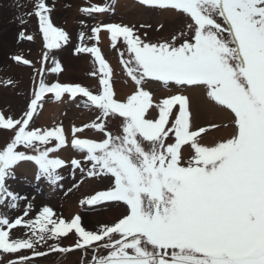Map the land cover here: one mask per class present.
I'll list each match as a JSON object with an SVG mask.
<instances>
[{"label":"snow or ice","instance_id":"obj_1","mask_svg":"<svg viewBox=\"0 0 264 264\" xmlns=\"http://www.w3.org/2000/svg\"><path fill=\"white\" fill-rule=\"evenodd\" d=\"M137 2L187 17L185 30L169 40L151 42L135 26L98 21L91 27L92 36L79 33L81 44L74 49L75 54L93 57L89 75L98 81L95 89L46 82L45 71H63L54 61L51 69L37 70L39 80L26 111L19 117L0 111V129L12 132L9 141L0 145V207L19 211L24 202L19 216L0 214V253L14 257L7 264H34L32 257L74 250L92 251L87 264H264V0ZM53 7L48 0H32L27 12L29 18H37L48 50L70 40L65 29L54 25ZM114 11L113 3L81 8L87 16ZM20 19L21 24L26 22ZM163 27L159 24L158 30ZM102 31L134 84L124 99L117 97L114 70L98 46ZM23 39L32 41L34 36L21 30L17 40ZM120 42L123 50L117 47ZM48 58L45 52L42 64ZM11 59L35 67L22 53ZM150 81L174 88L175 94L154 98L146 87ZM192 87H202L209 103L230 113L234 131L228 137L204 142V136L221 125L195 124L193 101L185 94ZM47 94L61 102L65 94L71 100L82 97L81 104L99 114L91 123L73 125L71 139L62 123L32 127ZM110 117L120 118L118 133L108 130ZM85 129L101 133L102 138L79 135ZM69 146L81 158L66 161L55 155ZM22 162H33L35 180L51 185L63 181L60 170L68 165L73 177L78 170L86 178H107L108 186L79 204L122 203L127 211L96 230L86 229L79 214L66 220L50 206L31 217L33 204L8 183L17 178L16 168ZM21 226L25 237L14 238L11 230ZM70 233L77 240L62 246L60 239ZM41 246L46 251L39 250ZM22 250L31 255H19Z\"/></svg>","mask_w":264,"mask_h":264},{"label":"rangeland","instance_id":"obj_2","mask_svg":"<svg viewBox=\"0 0 264 264\" xmlns=\"http://www.w3.org/2000/svg\"><path fill=\"white\" fill-rule=\"evenodd\" d=\"M58 1L59 0H48L51 5H54L51 12V18L55 26L61 27L69 33L70 40L67 44H62L59 49H54L52 52V50H48L44 46L42 34L38 31L37 18L35 16H31L29 18L27 15L28 10L32 8V0H0V81H7L8 79H11L15 82L14 85L0 83V111L19 117L27 110V105L33 98V88L35 87V83L32 82V76L38 69L40 50L42 48L43 53H41V56H43L45 52H48L49 59L47 65L52 66V56L55 57V53L60 54L63 50H65V48L67 50H74L76 47L80 46L81 41L79 39V33L81 31H86V28L84 27L85 22L82 17L85 14L82 12L74 15L72 14V11L74 10L72 0H61V3ZM101 3H104V1H101ZM136 10L139 9L136 7ZM140 10L141 12L139 13V16L142 17H145V15L158 17V15L162 12L147 6H143ZM121 15L123 18L128 16L126 13ZM175 15L172 16L177 17ZM21 17L26 21L23 24H21ZM128 17L130 22L135 21L131 16ZM138 19L139 17L136 18V20ZM81 21H83V24H81ZM187 21V17L185 16H182L179 20L166 18L162 23L164 27L160 30H158V24H153L151 27H141L142 24L137 22L131 26L136 27L138 34L144 35L145 32L147 33V36L144 35L143 39L151 42H159L169 40L171 36L176 34L178 31L185 30ZM21 30H26L27 34H32L34 36V40L28 41L23 39L18 41L17 34ZM86 36H88V33H86ZM85 42L91 44L95 41L86 40ZM117 47L123 50L125 45L120 42ZM61 49L63 50L59 52ZM19 53H22L27 59L31 60L35 67L33 68L32 66L23 65L22 63H17L11 59L12 56ZM51 53L52 55L50 57ZM66 68L67 71L61 75L62 80L76 81L73 76L77 75L79 78L86 81L84 79L86 73L85 68L68 66V64ZM170 94H173V89L172 91L169 89H163L158 91L154 98L159 99ZM185 94L189 95L193 102L196 100L195 102L199 103L198 109L193 108L192 110L196 125L205 126L211 121L221 124L222 126L221 129L215 130L213 133L204 136V142L214 143L231 134L229 131L226 136L221 133L227 128L223 124L227 118V111L209 103L205 95V90L202 87H196L194 90L186 89ZM55 107L57 106H53V108ZM61 107L62 109L60 111L63 109L67 110V105L63 104ZM196 110H199L200 112H197ZM59 114L61 115V112H59ZM151 115L152 117H155L156 113L152 112ZM70 116L74 118H68ZM197 117L200 118V121H195ZM84 121L85 118L77 119L75 114H67V117H65V123L67 125L72 122L81 123ZM31 126H33V124H31ZM11 136V131L0 130V145L9 141ZM185 154H187V152ZM55 155L59 156L60 150ZM66 159L68 160L67 157ZM31 163H20L16 168L17 178L15 180L8 181L13 191L19 193L21 196L28 197L29 201L33 204V211L30 213L31 217H34L43 206H50L54 209L56 216H62L66 220H70L74 217V215L79 214L82 218H84L82 219V224L86 229L96 230L99 225L104 223L110 224L117 217L121 216L122 213H126V210L119 213L117 211V204L105 205L102 208L91 209H87L88 206H81L79 201L86 197L83 194L91 193L98 188L102 189L103 186L99 185L98 180H96V182L95 180H88L78 170H76L75 176L73 177L70 165L60 170L61 175L64 177L63 181L59 185H51L43 179L40 181L35 180L37 169L33 167V164ZM30 177H32L34 182H29ZM81 180H83V183H80ZM74 184H79V186L73 188ZM69 188H72L71 192H68ZM23 207V201H21V208L19 211L0 207V214L14 218L21 214ZM11 235L14 238H23L26 235V229L22 226L17 229H13L11 230ZM77 238L76 234L70 233L66 237L61 238L59 243L62 246H70L75 243ZM48 243L51 245L53 244V241H49ZM39 250L46 251V248L41 246ZM0 255H2L0 264H6L8 260L14 259L12 255L2 253H0ZM19 255L30 256L31 253L30 251L22 250ZM62 255L63 254L61 253H49L45 257H32V259L40 264H82V261L83 264H87L93 253L91 250H88L87 253L81 250H74L69 254ZM60 256L62 257L59 258ZM57 258H59V260L53 263Z\"/></svg>","mask_w":264,"mask_h":264},{"label":"bare ground","instance_id":"obj_3","mask_svg":"<svg viewBox=\"0 0 264 264\" xmlns=\"http://www.w3.org/2000/svg\"><path fill=\"white\" fill-rule=\"evenodd\" d=\"M126 6H129L131 9L133 8H136L139 9L140 11V8L142 7L140 4H137V3H133V1L131 0H120L118 2V7H120V10L123 8V7H126ZM168 15H175L173 12H167ZM177 16V15H175ZM104 33V36H105V39H107V43H110V38L108 36V34L106 32H103ZM197 112H200L199 110H196ZM47 111L45 110L44 114L46 113Z\"/></svg>","mask_w":264,"mask_h":264}]
</instances>
